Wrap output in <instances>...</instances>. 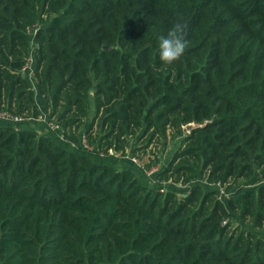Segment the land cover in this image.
<instances>
[{
    "label": "trees",
    "instance_id": "trees-1",
    "mask_svg": "<svg viewBox=\"0 0 264 264\" xmlns=\"http://www.w3.org/2000/svg\"><path fill=\"white\" fill-rule=\"evenodd\" d=\"M0 113V264H264V0H0Z\"/></svg>",
    "mask_w": 264,
    "mask_h": 264
},
{
    "label": "rangeland",
    "instance_id": "rangeland-1",
    "mask_svg": "<svg viewBox=\"0 0 264 264\" xmlns=\"http://www.w3.org/2000/svg\"><path fill=\"white\" fill-rule=\"evenodd\" d=\"M32 60H29L28 65L26 66V70L24 71V75L31 80L33 78V66H32ZM32 82V81H31ZM36 83L32 82V90H35V95H37L38 93L36 92ZM43 114V115H42ZM41 115H39L42 118H38L37 120H39L41 123H44L46 125V127L49 128V130H52L53 128H55V126L49 121L47 120V118L45 117L46 115H44V113H42ZM88 121H86L87 123ZM51 125V128H50ZM58 129V128H57ZM135 142V139L133 140ZM179 139H177L176 141L173 142V140L166 138L165 140H160V142H153L151 143L147 149H143V145H144V141H138L137 142V147H139V151H135L134 152V157L131 155L129 156V152L130 149H128V154H126L125 159H129L130 161H133L136 163L138 170H140L144 180H147V182H152L151 184L154 186V174L158 173L161 169H163L169 159L171 158L172 154L175 152V150L178 148L179 146ZM133 148L131 149L132 152ZM111 153V154H110ZM110 155H114L115 154L113 152H109ZM118 156V155H116ZM168 183V184H166ZM164 183L165 185L161 186L159 191H165L166 189H168V186L171 187L172 190H177V194L178 196L184 195L185 193L187 194L189 191V186H181V184H172L171 182H166ZM171 183V184H169ZM195 183H201L203 185H208L205 181L203 180H198L197 182H193V184ZM210 187H212V185H208ZM232 193V192H231ZM230 193V194H231Z\"/></svg>",
    "mask_w": 264,
    "mask_h": 264
},
{
    "label": "clouds",
    "instance_id": "clouds-1",
    "mask_svg": "<svg viewBox=\"0 0 264 264\" xmlns=\"http://www.w3.org/2000/svg\"><path fill=\"white\" fill-rule=\"evenodd\" d=\"M186 26L175 23L166 36L160 37L159 58L165 66H171L178 61L188 47Z\"/></svg>",
    "mask_w": 264,
    "mask_h": 264
},
{
    "label": "built area",
    "instance_id": "built-area-1",
    "mask_svg": "<svg viewBox=\"0 0 264 264\" xmlns=\"http://www.w3.org/2000/svg\"><path fill=\"white\" fill-rule=\"evenodd\" d=\"M25 70H26V67H25ZM0 118L8 119L9 121L14 122V123H18V122L24 121V119L21 118V117H12V116H10V115H8L6 113H0ZM38 118H42L43 119V117H38ZM29 119H31V118H29ZM37 121H39V120H37ZM50 127H51V125H50ZM216 186H217L218 189H220V196H219V198L221 200H223L224 198L227 197V194L225 193L224 189L219 184H217Z\"/></svg>",
    "mask_w": 264,
    "mask_h": 264
},
{
    "label": "crops",
    "instance_id": "crops-1",
    "mask_svg": "<svg viewBox=\"0 0 264 264\" xmlns=\"http://www.w3.org/2000/svg\"><path fill=\"white\" fill-rule=\"evenodd\" d=\"M30 81H32V82H35V80H34V78H32ZM31 82V83H32ZM0 122H10L8 119H3V118H0ZM51 128V127H50ZM50 132H52L53 134H56L57 136H59L60 137V139H62L61 138V134L59 133V131H58V129L55 127V128H53L52 130H49ZM111 154V153H110Z\"/></svg>",
    "mask_w": 264,
    "mask_h": 264
},
{
    "label": "water",
    "instance_id": "water-1",
    "mask_svg": "<svg viewBox=\"0 0 264 264\" xmlns=\"http://www.w3.org/2000/svg\"><path fill=\"white\" fill-rule=\"evenodd\" d=\"M192 128H193V125H188L185 127L187 133H189Z\"/></svg>",
    "mask_w": 264,
    "mask_h": 264
}]
</instances>
